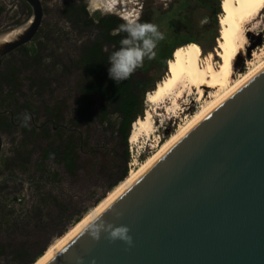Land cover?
I'll list each match as a JSON object with an SVG mask.
<instances>
[{
  "label": "water",
  "instance_id": "1",
  "mask_svg": "<svg viewBox=\"0 0 264 264\" xmlns=\"http://www.w3.org/2000/svg\"><path fill=\"white\" fill-rule=\"evenodd\" d=\"M21 1L30 17L0 30V62L30 44L41 27V0ZM2 147L0 135V153ZM100 216L127 227L131 244L106 232L92 239L91 220L44 264H264V68Z\"/></svg>",
  "mask_w": 264,
  "mask_h": 264
},
{
  "label": "trees",
  "instance_id": "2",
  "mask_svg": "<svg viewBox=\"0 0 264 264\" xmlns=\"http://www.w3.org/2000/svg\"><path fill=\"white\" fill-rule=\"evenodd\" d=\"M85 1L75 0L62 5L61 14L72 32L79 38L89 36L76 48L74 57L63 61L54 58L53 53L42 55L45 46L40 39V29L35 40L5 56L0 62V95L5 94L17 103L18 97H26L22 92L23 81L28 82L33 103H27V109L35 115V125L29 121L25 126L15 152L16 159L22 162L21 166L9 165L5 159L0 165V176L4 170L12 171L10 166L26 170L33 154H37V170L41 175L46 173L43 168L45 162L51 161L61 165L70 176H76L77 171L82 168V157L86 155L108 192L89 210L75 214L70 213V205L60 203L50 195L39 196V206L33 215H17L14 207L0 202V231L11 229L13 233L25 232L23 240L0 243V257L4 264H35L57 240L62 239L70 228L128 178L130 157L127 142L130 141L133 124L144 119L147 94L155 91L157 85L168 75V62L172 60L175 50L194 45L198 48L200 61L201 57L208 59L209 56L212 61L214 53L217 56L218 48H215L214 41L208 49L188 41L172 45L167 50H163L164 43L161 41L156 48V57L145 59L130 79L117 85L108 76V57L119 47V41L124 35L111 34L122 22L113 16L90 14ZM217 13L222 11L218 9ZM217 27L216 24L213 40L220 38V25L219 31ZM58 71L61 75L76 76V96L71 108L65 100L53 98L52 82ZM93 126L102 128L103 134H108L111 140L116 139V143L124 148L123 154L118 155L115 146L108 149V143L91 145ZM0 129L8 134L12 133V123L7 117L0 121ZM169 137H164L162 142ZM144 161L145 159L142 162ZM51 175L52 181L58 177L57 173ZM41 206L55 208L54 216L49 220L53 228L60 227L55 233L57 237L47 248L50 241H44L49 224L42 222ZM33 218L38 221V225L32 230H25ZM22 222L24 224L21 225Z\"/></svg>",
  "mask_w": 264,
  "mask_h": 264
},
{
  "label": "rangeland",
  "instance_id": "3",
  "mask_svg": "<svg viewBox=\"0 0 264 264\" xmlns=\"http://www.w3.org/2000/svg\"><path fill=\"white\" fill-rule=\"evenodd\" d=\"M72 1L75 0H41L44 16L40 27L42 30L40 39L45 46L42 55L53 53L54 58L66 61V58L74 57L79 44L83 40L88 39V35L79 38L78 35L72 32L70 25L61 14L62 5L65 2ZM92 1H85L90 14H98L100 16L107 14L103 10L95 9ZM132 2L131 6L126 5V7L137 11L141 22L157 24L159 30L165 34L163 50H167L172 45L184 44L188 41L199 44L203 49H208L212 45V41H214L216 48L218 38L214 40L212 38L216 24L218 26L217 31H219V18L221 15V13H217L218 9L221 11L219 0H132ZM0 8H2L0 30L19 25L30 17V12L27 13L26 9H22V6L13 0H0ZM244 33L248 38V43L245 48V55L238 57L232 66V81L238 80L241 75L249 71L253 67L250 64L257 65L264 59V9L256 20L244 25ZM255 55L260 58L256 59ZM217 56L215 53L212 55L213 62L208 59V62L213 64L214 67L220 63V58ZM201 62L202 64L208 63L202 57ZM244 66H247L248 69L244 68ZM28 74L26 73V75ZM75 81L76 76L74 74L61 75L58 71L52 82V88L54 89L53 98L65 100L70 108L73 107L76 96ZM23 84L22 92L27 97L31 94L28 90V82L23 81ZM211 93L213 91L204 90L202 98L197 101V90L193 89L190 92L188 88H184L183 96L177 99V105H173L174 96L162 99L159 103L145 101L144 119H146L147 113L151 114L152 131L148 133L140 132V137L138 136L135 143H131L128 140L129 157L130 149L132 148L133 154L139 152L142 154L141 158L146 160V157L157 151L160 145L151 147L154 146L155 141L158 138L164 141V137H169L181 126L185 125L201 105L209 101ZM3 140L1 159H6L9 165L19 164L15 155L18 144L21 142L19 132L15 130L12 133L3 135ZM104 143H108V149L115 146L118 155L123 154L124 148L119 143H116V139L111 140L108 134H103L102 128L93 126L91 145ZM138 163L140 164V162ZM37 165V154H33L31 162L27 166L28 170L26 172L23 170L19 174L26 180H36L37 183L34 186L21 184L16 191H12L10 188L14 182L11 181L2 188V197L5 204L8 207H14L17 215L35 213L39 206L38 198L43 195H50L56 198L58 202L70 205V213L75 214L78 211L89 210L105 192L106 187L102 183L103 180L96 175L95 167L89 162V158L86 155L82 157V168L77 171L76 176H70L61 165L51 161L45 162L43 168L46 173L41 175L40 171L37 170ZM50 173L58 174L56 180H50L52 179ZM41 210L43 213L42 222L49 224L48 235H46L44 241L47 243L57 237L55 233L60 227L53 228L52 222L49 220L54 216V207L46 208L41 206ZM36 225H38V221L33 218L27 224L25 230H32ZM24 235V230L13 233L11 229H4V231H0V243L17 242L23 240ZM0 264H4L2 257H0Z\"/></svg>",
  "mask_w": 264,
  "mask_h": 264
},
{
  "label": "bare ground",
  "instance_id": "4",
  "mask_svg": "<svg viewBox=\"0 0 264 264\" xmlns=\"http://www.w3.org/2000/svg\"><path fill=\"white\" fill-rule=\"evenodd\" d=\"M132 4V0H117L115 8L110 14L116 15L120 19L124 15H137V11L126 7V5L131 6ZM92 5L95 9L103 10V12L108 7L106 0H93ZM220 8L222 11L219 18L220 38L217 41V55L220 58L219 65L214 67L213 64L208 62V59L211 61V56L204 60L208 63L202 64L199 61L198 48L194 45L179 48L174 51L172 60L168 62V75L157 85L156 90L147 94L146 97L147 102L159 103L162 99L174 96L173 105H177V99L183 96L184 88H188L190 92L193 89L197 90V101L202 98L204 90L208 89L213 91L209 101L201 105L185 125L171 134L165 142H161L157 151L146 157L144 162H140V164L138 163L139 165L136 164L134 168H131L128 178L115 187L79 223L70 228L62 239L57 240L35 264H44L91 221L89 218L93 213L98 215L203 117L264 68L263 59L257 65L250 64L253 67L249 71L241 75L238 80L232 81V66L238 57L245 55V48L248 43V38L244 33V25L257 19L264 9V0H221ZM255 58L259 59L260 57L255 55ZM151 129V114L147 113L146 119H139L133 124L130 142L135 143L140 132L148 133L152 131Z\"/></svg>",
  "mask_w": 264,
  "mask_h": 264
},
{
  "label": "clouds",
  "instance_id": "5",
  "mask_svg": "<svg viewBox=\"0 0 264 264\" xmlns=\"http://www.w3.org/2000/svg\"><path fill=\"white\" fill-rule=\"evenodd\" d=\"M108 7L106 12L112 13L117 0H106ZM122 23L116 29H113L112 35H124L119 41V47L112 51L108 57V76L117 85L131 78L135 71L143 65L145 59H154L156 57V48L158 44L166 37L159 30L157 24L151 22H141L139 14L124 15L121 17ZM30 117L25 114L22 119V126H27ZM102 216L97 217L96 213L89 218L95 221L90 226L89 235L92 239H99L101 232H106L111 240H122L129 245L131 237L128 235V228L125 226L113 227L106 224Z\"/></svg>",
  "mask_w": 264,
  "mask_h": 264
},
{
  "label": "flooded vegetation",
  "instance_id": "6",
  "mask_svg": "<svg viewBox=\"0 0 264 264\" xmlns=\"http://www.w3.org/2000/svg\"><path fill=\"white\" fill-rule=\"evenodd\" d=\"M14 2H18L21 6H22V9H26L27 10V13L29 12L30 8H27V4L21 0H13ZM29 7V6H28ZM88 10V9H87ZM1 14V13H0ZM103 16H113L117 19H119L121 22L122 20L116 16V15H113V14H110V13H107ZM40 30V29H39ZM39 32V31H38ZM38 34V33H37ZM37 36V35H36ZM36 39V37L34 38V40ZM33 100L31 99V96H27V97H18V102L17 103H14L13 101H11L10 97H8L7 95H0V121H2V119H5V117L8 118V121L10 123H12V127H13V130L12 131H18L19 134H20V141L23 137V130L25 128V126H22V119H23V116L25 114H27L29 117H30V122L35 125L34 123V118H35V115L32 114L27 108L28 104L27 103H31ZM33 103V102H32ZM38 129V127H37ZM54 130H56L54 128ZM8 133L7 132H3L1 129H0V135L2 136V141H3V145H4V140H3V135H7ZM1 155H2V151L0 153V165H1V162L3 161L1 159ZM18 159V158H17ZM19 162V161H18ZM22 162H19L18 165L21 166ZM29 166V165H28ZM1 167V166H0ZM11 167V170L12 171H9V170H4L2 172V175L0 176V180L3 179V178H6L5 181H3L1 184H0V202H4L3 200V197H2V188L3 186H5L8 182H14L13 185H11V188L10 190H17V188L19 187V185H23V184H26L27 186H34L37 181L36 180H26L24 178H22L19 174L21 172H23V170L20 169V167ZM28 169L26 168L25 172L27 171Z\"/></svg>",
  "mask_w": 264,
  "mask_h": 264
},
{
  "label": "built area",
  "instance_id": "7",
  "mask_svg": "<svg viewBox=\"0 0 264 264\" xmlns=\"http://www.w3.org/2000/svg\"><path fill=\"white\" fill-rule=\"evenodd\" d=\"M205 59V57L203 58ZM244 68L248 69V67L244 66ZM162 142L161 138H158V140L155 141L154 146L151 147H155L157 145H159ZM144 156V155H143ZM142 154L139 152H136L135 154H133V150L132 148L130 149V159H129V163H128V168L129 170L134 167L136 164H138V162H142Z\"/></svg>",
  "mask_w": 264,
  "mask_h": 264
}]
</instances>
